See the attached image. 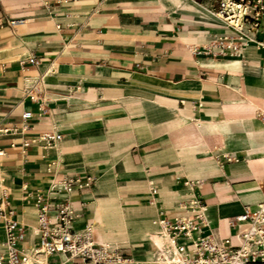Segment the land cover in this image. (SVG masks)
<instances>
[{
	"label": "crops",
	"instance_id": "crops-1",
	"mask_svg": "<svg viewBox=\"0 0 264 264\" xmlns=\"http://www.w3.org/2000/svg\"><path fill=\"white\" fill-rule=\"evenodd\" d=\"M207 5L2 0L7 16L24 20L0 26V179L24 225L23 247L36 241L35 196L72 174L96 177L70 196L75 226L91 224L125 264H167L158 220L195 218L192 199L206 204L215 233L244 229L229 218L264 199V11L235 56L218 44L244 41ZM39 77L32 99L27 89ZM49 130L62 134L53 146L41 139ZM168 239L181 257L177 245L193 247L185 236ZM3 240L0 226V254Z\"/></svg>",
	"mask_w": 264,
	"mask_h": 264
},
{
	"label": "built area",
	"instance_id": "built-area-1",
	"mask_svg": "<svg viewBox=\"0 0 264 264\" xmlns=\"http://www.w3.org/2000/svg\"><path fill=\"white\" fill-rule=\"evenodd\" d=\"M195 1L201 4L208 2V8L223 18L228 28L241 33L236 38L244 43L235 44L233 36H226L224 39L229 41L228 44L218 46L222 49L231 48L232 55H243L242 48L247 39L242 33L248 34L249 31L259 28L264 0ZM0 14V26L7 24L14 29L24 21L7 16L2 9V0ZM260 45L264 46L263 43ZM213 54L216 55V52ZM30 61L36 62L35 57H30ZM42 81L43 77L36 78L28 87L27 94L32 99H37L32 91L35 90L36 94L41 92L38 90V84ZM31 115V111H25L22 117L26 119ZM260 116L264 123V112H261ZM6 130L8 131V128ZM61 138L62 134L54 130L41 134V139L49 146H53ZM28 144L26 141L25 145ZM95 179V175L91 173L65 175L51 182L49 194L35 196L38 204V224L35 228L36 241L32 253L22 246L25 228L14 219L15 211L7 202L9 191L0 179V226L4 230V251L0 254V264H47L39 259L40 255L49 257L55 254L68 260H80L89 264H125L128 259L121 248L116 244L98 240L91 224H86L83 228L75 226L79 215L70 196L76 190L93 188ZM151 190L157 191L155 186H151ZM188 207L196 212L195 218L180 217L170 220L163 217L158 220L163 231L172 236L174 243L180 236L192 240L193 247L190 249L184 244L177 245L183 257L179 264H264V199L255 210L245 208L242 213L229 218L228 224L231 227L245 226L233 236L214 232L206 212V204L192 199L188 202ZM194 233L197 235L194 236Z\"/></svg>",
	"mask_w": 264,
	"mask_h": 264
},
{
	"label": "bare ground",
	"instance_id": "bare-ground-1",
	"mask_svg": "<svg viewBox=\"0 0 264 264\" xmlns=\"http://www.w3.org/2000/svg\"><path fill=\"white\" fill-rule=\"evenodd\" d=\"M195 1V0H194ZM216 14V13H215ZM217 15V14H216ZM224 23L225 21L223 20V18H221L219 15H217ZM238 32V31H236ZM239 34H241L240 32H238ZM242 36H249L248 34L246 33H242ZM247 50V49H246ZM259 165V164H258ZM263 165V164H262ZM262 169V168H261ZM163 234H165V236H160L161 238V242H162V247H163V250L160 251V253L158 254L159 255V258L161 260H164L167 262V264H179L180 262L183 261V257L181 256H178L177 254H173L171 252V249L170 247L168 246V237L170 238V240H173L172 236L166 232V231H163ZM34 250V247L30 250H28V252L32 253ZM158 253V252H157ZM177 253V252H176ZM157 255V256H158ZM43 256V255H40V257ZM39 257V259H41ZM157 259V258H156ZM161 262V261H160ZM154 263H157V262H154ZM163 263V262H162ZM165 263V262H164Z\"/></svg>",
	"mask_w": 264,
	"mask_h": 264
}]
</instances>
